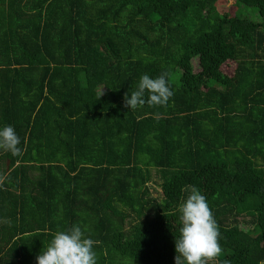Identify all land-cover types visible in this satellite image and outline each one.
Returning a JSON list of instances; mask_svg holds the SVG:
<instances>
[{
    "label": "trees",
    "instance_id": "1",
    "mask_svg": "<svg viewBox=\"0 0 264 264\" xmlns=\"http://www.w3.org/2000/svg\"><path fill=\"white\" fill-rule=\"evenodd\" d=\"M221 1L0 0V129L23 150L0 149V264L73 225L97 264H175L192 187L209 264H264V0ZM161 73L167 105L124 106Z\"/></svg>",
    "mask_w": 264,
    "mask_h": 264
},
{
    "label": "clouds",
    "instance_id": "2",
    "mask_svg": "<svg viewBox=\"0 0 264 264\" xmlns=\"http://www.w3.org/2000/svg\"><path fill=\"white\" fill-rule=\"evenodd\" d=\"M167 75L161 73L156 78H150L148 74L142 75L130 98L125 94L124 106L136 109L145 103L149 106L167 105L174 95L166 79ZM20 144V137L12 126L0 129V149L10 152L12 156H22ZM7 176V173L0 174V186ZM179 211L182 227L179 238L175 239V264H209L210 261L216 260L222 253L219 243L221 234L206 197L197 188L192 187L191 194L180 206ZM98 244L99 241L86 238L81 227L73 225L67 231L55 233L46 250L36 257L37 264H97L94 245ZM223 264L230 262L225 260Z\"/></svg>",
    "mask_w": 264,
    "mask_h": 264
},
{
    "label": "rangeland",
    "instance_id": "3",
    "mask_svg": "<svg viewBox=\"0 0 264 264\" xmlns=\"http://www.w3.org/2000/svg\"><path fill=\"white\" fill-rule=\"evenodd\" d=\"M219 5H222V6H225L227 8V11L230 10V8L232 6H234V3L230 0L226 1V2H219ZM226 68V71H228L229 73H232V70L230 68V66L228 65V67H225ZM261 246L264 248V241L261 243Z\"/></svg>",
    "mask_w": 264,
    "mask_h": 264
},
{
    "label": "water",
    "instance_id": "4",
    "mask_svg": "<svg viewBox=\"0 0 264 264\" xmlns=\"http://www.w3.org/2000/svg\"><path fill=\"white\" fill-rule=\"evenodd\" d=\"M7 165H8V162H7Z\"/></svg>",
    "mask_w": 264,
    "mask_h": 264
}]
</instances>
